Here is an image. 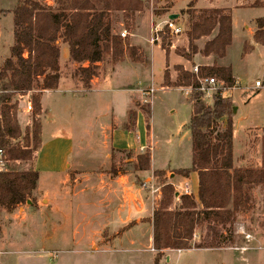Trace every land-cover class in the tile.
Wrapping results in <instances>:
<instances>
[{
	"label": "rangeland",
	"instance_id": "1",
	"mask_svg": "<svg viewBox=\"0 0 264 264\" xmlns=\"http://www.w3.org/2000/svg\"><path fill=\"white\" fill-rule=\"evenodd\" d=\"M40 1L43 5L57 7L54 0ZM136 1L142 5L141 12L132 16H127L122 11L112 13L113 30L127 40L130 47L135 48L137 56H143L146 60V65L137 64L141 68H136L131 75L133 81L142 79L135 89L138 98L133 110L152 107V150H146L144 154L118 152L108 147L103 148L101 143L97 145L90 142L82 157L69 160L61 180L56 175L54 183L49 173H43L39 190L45 193L41 196L37 190L34 192L37 201L35 206L24 204L12 213L0 210V264H155L157 252L153 246L150 247L153 213L156 204L160 202L161 181L172 183L170 175H180L181 169L186 170L192 166L189 127L193 111L191 103L197 91L193 89L187 96L185 92L188 87H165L164 70L167 67L171 84L174 85L177 64H184V70L191 73L201 65L214 67V64L211 59L200 54L195 55L191 63L184 62L175 54L177 52L178 55L182 50L189 51L186 48L189 43L187 33L190 29V17L186 13L195 10L189 9V6H178V0L174 7L172 0ZM17 6L18 0H0V68L11 57L15 42L12 11ZM170 14L179 16L176 21L183 26L184 32L179 36L170 35L169 51L174 55H170L167 63L161 43H154V39L155 29L164 25ZM244 18L243 11L236 14V43L221 64L232 63L242 76L245 75L242 83L248 88L254 87L257 80L264 83V47L259 46L243 61V46L238 37L241 35V21ZM123 33H126L125 37H122ZM133 35H136L135 38L140 35V38L135 40ZM62 44L60 40L59 47ZM130 53L131 51L127 52L124 58L126 64H132ZM151 88L155 89V94L148 97L144 93ZM238 91H232L228 100L233 107H238L233 115L234 152L241 151L245 155V138L248 135L249 145L246 151L252 158L250 164H243L241 167H260L264 138V89L245 90L241 97L237 95ZM197 92L205 105H213L216 96L211 99L204 97L201 94L203 92ZM37 94L33 92L17 97L21 134L11 143L16 148L27 149L33 146L34 110L30 115H22L20 102L24 98L32 102L33 95ZM118 94L120 92L103 94L102 100L105 103L110 102V99L114 101ZM79 98L80 101L72 103L61 99L59 93L43 95V108L48 110L43 122L46 139L57 133L71 134L77 139L86 135L93 126V111L98 102L92 95ZM250 101L251 106L245 110V104ZM115 112L120 110L116 107ZM39 116L41 117L35 119L41 124L43 113ZM108 120L106 117L103 119L104 122ZM225 125L226 118L221 121L220 127L224 128ZM94 135L97 137L96 134L92 136ZM140 155L152 156V169L164 170L166 173L162 180L155 177V171L151 169L146 172L138 170L137 158ZM2 160L4 163L0 171L20 172L26 168L23 162L8 161L5 154ZM29 167H33L31 162ZM231 178L232 175H226L225 182ZM58 181L63 182V192L71 200L73 213L71 208L67 212L64 203L58 212H55L54 205L51 206V194L57 192ZM174 187L176 189L177 186ZM189 188L195 193L192 183ZM251 196L253 208L239 213L232 233L220 228L215 231L222 233L224 246L230 249L192 248L181 252H165L159 264H264V202L261 188H252ZM215 232L208 227L198 228L193 243H202L208 236L213 237Z\"/></svg>",
	"mask_w": 264,
	"mask_h": 264
},
{
	"label": "trees",
	"instance_id": "2",
	"mask_svg": "<svg viewBox=\"0 0 264 264\" xmlns=\"http://www.w3.org/2000/svg\"><path fill=\"white\" fill-rule=\"evenodd\" d=\"M54 1L57 7L43 5L40 0H18V6L12 11L15 42L11 57L0 68V150L8 161L32 162L33 165L35 163L36 153L41 147V124L35 119L41 113L40 99L38 95L32 97L35 115L33 146L19 149L11 145V140L21 134L17 97L57 89L61 78L60 40L69 47L71 62L88 63V67H80L77 72L87 89L98 75V63L108 59L118 63L129 51L131 58H140L135 53V48L130 47L127 40L114 32L112 19V13L115 11H122L127 16L139 12L142 9L139 1ZM194 10L187 12L190 17V29L187 33L189 51H179L178 55L188 61L199 52L204 57L225 59L233 38L231 12L224 9ZM256 27L254 40L264 46V18L256 20ZM215 32L216 35L199 51L196 42L213 36ZM160 40L168 58L171 42L167 28L160 33ZM251 50V46L245 45V53ZM176 73L174 85L170 82L169 73L165 74V87L197 89L200 86L199 79L205 78H216L228 87L236 83L230 66L207 67L198 75L185 71L183 67H177ZM193 97L189 127L192 139V167L189 170H181L180 174H198V201L188 195L178 194L176 197L174 185L161 181L160 202L156 204L152 218L153 248L157 252L155 264H159L165 250L225 247L223 235L216 233V229L232 233L239 213L253 208L252 188H261L264 202V138L261 166L235 167V120L232 104L229 99H223L220 95H216L212 106L205 105L197 91ZM142 111L149 130L151 107ZM224 118L226 125L222 128L220 124ZM129 119L130 127H135V111L130 112ZM137 161L139 171L146 172L151 169L150 155H140ZM225 171L231 172L232 189L225 183ZM154 175L162 180L166 173L155 171ZM38 183L39 173L34 168L20 172L0 171V210L12 213L28 202L35 206L37 201L34 192ZM204 227L216 234H213V237L208 236L202 243H193L197 229Z\"/></svg>",
	"mask_w": 264,
	"mask_h": 264
},
{
	"label": "crops",
	"instance_id": "3",
	"mask_svg": "<svg viewBox=\"0 0 264 264\" xmlns=\"http://www.w3.org/2000/svg\"><path fill=\"white\" fill-rule=\"evenodd\" d=\"M176 0H172L171 3L173 7L175 6ZM178 6H189V9H197V10H209V9H224L229 10L232 14V25H233V38H232V45L228 50V54L230 50L233 48L234 44L236 43V33H237V25L238 22L235 21L236 14L238 12L243 11L245 14L244 20H242V26L240 28L241 35L238 37L239 40L242 42L243 50H242V59L245 61V57L251 52H254L256 48L262 45L257 44L254 40V35L257 31L256 27V20L260 18H264V0H178ZM196 4L195 6L193 3ZM258 3V4H257ZM262 4V5H259ZM176 5V6H177ZM188 9V10H189ZM141 12V10L139 11ZM137 12V13H139ZM187 14V13H186ZM175 15V14H170ZM188 16V14H187ZM179 18V16H178ZM177 18V19H178ZM169 19V18H168ZM176 19V20H177ZM202 38L201 40L196 42V45L199 51L203 50L205 44L210 41L214 36ZM134 38L136 35H133ZM140 35L135 38V40L139 39ZM63 43V42H62ZM245 45H249L252 47L251 52L245 53L244 47ZM137 46V45H136ZM141 46V45H140ZM189 46V43H188ZM155 47V46H154ZM264 47V46H263ZM188 49V48H186ZM61 56H60V81L58 84L57 89L55 90H46V91H37L36 94L39 96L40 104H41V112L43 113V121L41 123V147L39 151L36 153V160L32 168H34L39 173V183L37 191L39 195L43 196V191L39 190L40 183L42 181L43 173L50 174L51 179L56 182V175L59 177L58 180L62 179V175L66 172L69 160L71 158H80L82 154L87 150V146L90 142H95L97 145L101 143V146L104 148H111V150H115L118 152H139L144 154L146 150H152V139L153 134L149 130H147L146 126V116L141 109H135L136 112V124L135 127L131 128L130 126V119L129 114L130 112L134 111V102L138 98L136 93V86L138 82L142 80L141 78L136 81L132 80L131 75L134 74V70L136 68H141L139 65H146V60L141 58L134 59L130 58V62L132 64H126V60L123 59L118 63H113L109 59L98 63V75L95 77L90 84V88H86L80 77L78 76L77 72L80 67H88V63L84 64H77L73 63L70 60L69 54V47L67 44L63 43L60 47ZM165 53V51H164ZM176 56L181 58L186 63H191L193 60L188 61L185 58L177 55ZM200 52L197 55H199ZM167 58L166 53V61L169 63V57ZM201 55V54H200ZM195 56V55H194ZM193 56V58H194ZM126 58V57H125ZM145 58V57H144ZM207 59H211L213 61L214 67H228L232 68L233 77L235 78L238 86L239 91L237 95L241 97L244 94L245 90L253 89V87H246L242 81L245 75H241L232 63L229 65H222L221 62L227 59V57L223 60H217L213 57H207ZM111 64V65H109ZM167 66V64H166ZM184 64H177L175 67V72L177 67H183ZM167 68V67H166ZM164 70V76L167 73V69ZM137 70V69H136ZM166 72V73H165ZM164 78V77H163ZM259 81V80H257ZM256 81V82H257ZM171 82V81H170ZM261 82V81H260ZM262 83V88H258V90L264 89V83ZM107 84V87H106ZM110 85V87H109ZM105 87V89H104ZM115 92H120V94L116 95L114 101L110 99V102L105 103L102 99L103 94H114ZM52 93H59L61 94V99H67L68 101L78 102L80 101V96H85L86 98L89 95H92L94 99L98 102L97 108L94 109L93 114H95V120L92 123L93 126L86 132V135H82L79 139L75 138L71 134L65 133H57L52 137L45 138L44 137V120H46L47 111L43 108V95L45 94H52ZM134 93V95H132ZM129 95V96H128ZM246 108L251 106V101L245 104ZM116 107L120 110V112L116 113ZM238 109V107H237ZM240 110V107H239ZM116 113V114H115ZM41 117V116H38ZM109 119L107 122H104V118ZM151 117H152V107H151ZM102 119V122L100 120ZM151 119V118H150ZM95 132V133H94ZM93 134H96L97 137ZM109 137V139H108ZM245 155L241 153L234 152V164L235 167H241L243 164L245 166L250 164V159L252 158L248 150L249 139L248 135L245 138ZM109 143V144H108ZM102 149V148H101ZM143 149V152H142ZM242 156H245L242 159ZM151 157V171H157L152 169V156ZM19 163V162H18ZM32 163V162H31ZM25 165L23 171H29L32 168L29 167L30 162H23ZM33 164V163H32ZM67 165L66 167L64 165ZM192 167V166H191ZM258 167V166H257ZM30 168V169H28ZM191 168H187L189 170ZM182 170V169H181ZM164 171V170H160ZM173 174V173H171ZM180 174V173H179ZM230 176V171H225L223 176L224 180L225 177ZM171 181L174 186H177L175 191L178 194H183V189L189 188V184L192 183L194 186L195 193H192L195 199L198 201V189H199V182H198V174L197 173H189V174H174L170 175ZM231 189H232V179L228 182H225ZM63 182L58 181L56 183V193H52V200L51 206L54 205L55 212H58L63 206V203L66 207L67 212H70L69 209H72L71 200L65 197V193L63 192ZM191 190V189H190ZM67 196V195H66ZM177 197V196H176ZM177 201V200H176ZM53 203V204H52ZM231 208V206H230ZM72 213L74 210H71ZM70 214V213H69ZM68 216H72L69 215ZM150 247L153 246V228H152V237L150 239ZM214 249H230L228 247L223 248H214ZM201 250V249H200ZM172 251H185V250H165V252H172Z\"/></svg>",
	"mask_w": 264,
	"mask_h": 264
},
{
	"label": "built area",
	"instance_id": "4",
	"mask_svg": "<svg viewBox=\"0 0 264 264\" xmlns=\"http://www.w3.org/2000/svg\"><path fill=\"white\" fill-rule=\"evenodd\" d=\"M165 28L168 29V31L172 37L173 36H179L184 32L183 26L179 25L176 20L167 19L165 21L164 25H162L159 28L157 27L155 29L156 38L154 39V41H155L154 43H156V42L161 43V40L159 38V32L161 30L163 31ZM125 36H126V33H123L122 37H125ZM205 68H207V66L201 65L199 67H196L193 70V72H194V74L198 75L199 72L201 70H204ZM199 83H200L199 88H197L195 90L203 92L201 94H203L204 97H209L211 99H213L216 95H220L223 99H229L231 94L233 93L232 91L236 92L237 90H239V86H238L237 82L234 84V86L228 87L225 85L224 82L219 81L216 78L199 79ZM262 87H263L262 83L260 81H257L253 88L258 89V88H262ZM192 90H193L192 87H188L186 92H185V95L188 96L192 92ZM144 94L148 97H152L155 94V89L151 88L150 90L146 91ZM20 103L22 104L21 105V114L22 115L32 114V112L34 110V106H33V103L29 99L24 98ZM0 120H1V116H0ZM16 140L17 139L11 140V143L15 142ZM251 140H253V139H251ZM142 152H143V149H142ZM3 156H4V152L2 150H0V170L3 167V163H4L2 160ZM182 192H183L182 195H188V196L192 195L191 190L188 188L183 189Z\"/></svg>",
	"mask_w": 264,
	"mask_h": 264
},
{
	"label": "water",
	"instance_id": "5",
	"mask_svg": "<svg viewBox=\"0 0 264 264\" xmlns=\"http://www.w3.org/2000/svg\"><path fill=\"white\" fill-rule=\"evenodd\" d=\"M177 18H178V15H171V16H169V19L170 20H176ZM237 110H238L237 107H233V115L236 114ZM176 196H178V195H176ZM27 204L30 205L31 202H28Z\"/></svg>",
	"mask_w": 264,
	"mask_h": 264
}]
</instances>
